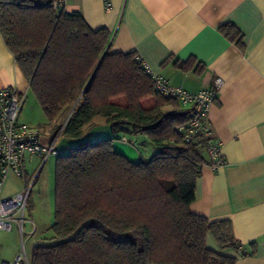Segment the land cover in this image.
Wrapping results in <instances>:
<instances>
[{
    "label": "trees",
    "instance_id": "trees-1",
    "mask_svg": "<svg viewBox=\"0 0 264 264\" xmlns=\"http://www.w3.org/2000/svg\"><path fill=\"white\" fill-rule=\"evenodd\" d=\"M54 1L0 0L2 40L61 135L79 138L98 116L111 133L57 152L54 217L31 264H235L205 245L209 233L221 251L238 250L230 221L190 211L201 167L209 164L206 138H183L190 109L154 90L135 51L110 52L107 29H91L79 12L56 10ZM219 31L242 47L233 24ZM191 62L176 66L188 71ZM121 96L125 105L113 102ZM151 96L154 106L144 108ZM131 136L151 145L147 157L138 151V162L112 147Z\"/></svg>",
    "mask_w": 264,
    "mask_h": 264
},
{
    "label": "crops",
    "instance_id": "crops-1",
    "mask_svg": "<svg viewBox=\"0 0 264 264\" xmlns=\"http://www.w3.org/2000/svg\"><path fill=\"white\" fill-rule=\"evenodd\" d=\"M110 2L105 9L103 0H66L63 9L79 12L93 30L107 29L110 52L135 51L153 73L189 92L212 88L216 77L222 79L208 124L220 142L224 162L217 168L202 165L190 211L210 222L229 220L234 239L248 255L241 257L234 248L221 251L209 233L208 249L234 258L235 264H264V0ZM225 23L240 31L242 47L219 31ZM188 60L192 61L188 71L176 66ZM5 86L24 92L25 98L30 90L0 34V88ZM141 104L151 108L155 98ZM163 110L170 111V106ZM135 141L143 140L137 136ZM40 142L52 141L41 136ZM132 144L113 141L112 147L138 162L140 155ZM141 145L151 152V145L145 141ZM10 176L3 197L21 188Z\"/></svg>",
    "mask_w": 264,
    "mask_h": 264
},
{
    "label": "built area",
    "instance_id": "built-area-1",
    "mask_svg": "<svg viewBox=\"0 0 264 264\" xmlns=\"http://www.w3.org/2000/svg\"><path fill=\"white\" fill-rule=\"evenodd\" d=\"M65 3L66 0H55L53 7L56 10H61ZM103 3L105 9L111 7L110 0H103ZM143 67L151 76L156 92L163 97L174 99L184 108L190 109L192 117L183 128L184 140L189 141L197 134L203 135L206 138L205 151L209 165L212 168L221 166L224 162L221 145L211 135L208 114L217 99L222 79L216 77L213 80L212 88L189 92L181 85L171 84L165 77L153 73L147 65L143 64ZM24 102V92L13 86L0 88V231L10 230L15 223L20 238L23 234V224L28 218L27 204L31 185L37 175L33 171L34 175L30 183L24 180L28 174L26 172V155L39 157L41 161L36 168L40 169L50 155H57L58 152L54 142L42 144L39 131L19 120ZM122 141L126 142V139L122 138ZM10 175L22 179L21 188L17 192L3 197L1 191ZM18 214L19 218H17ZM21 247L22 251L14 259L1 261L0 264H31V258L27 254L23 242H21ZM237 249L240 252L243 251V244H239Z\"/></svg>",
    "mask_w": 264,
    "mask_h": 264
},
{
    "label": "rangeland",
    "instance_id": "rangeland-1",
    "mask_svg": "<svg viewBox=\"0 0 264 264\" xmlns=\"http://www.w3.org/2000/svg\"><path fill=\"white\" fill-rule=\"evenodd\" d=\"M117 99V100H116ZM114 99L116 103L126 104V98L121 96ZM146 99V98H145ZM143 101V100H142ZM104 117H96L93 123L86 126L79 138H69L60 134L55 127V122L47 119L42 112L38 101L33 96L31 90L28 91L25 102L19 114V120L28 122L31 127L36 128L41 136H49L58 151V155H66L70 149L78 146L79 142L89 141L95 142L104 138L111 133L110 124L103 119ZM57 125L60 124V117L56 118ZM133 146L143 155L149 156L147 149L135 141V137L131 136ZM138 152V153H139ZM56 155H50L42 167L36 168L40 163L37 156L30 157L26 155V172L37 173L31 185V191L27 204V220L23 224V234L20 238L17 225L13 223L10 230L0 231V262L14 259L21 251V242L25 244L26 252L31 256L33 245L40 242L45 235L50 232V224L54 217V199H55V163ZM36 168V169H35ZM39 169V170H38ZM26 175L24 180L30 181L34 174ZM11 182L21 187L22 179L10 176ZM19 218V214L17 215ZM34 228V231H33ZM33 231V232H32Z\"/></svg>",
    "mask_w": 264,
    "mask_h": 264
},
{
    "label": "water",
    "instance_id": "water-1",
    "mask_svg": "<svg viewBox=\"0 0 264 264\" xmlns=\"http://www.w3.org/2000/svg\"><path fill=\"white\" fill-rule=\"evenodd\" d=\"M62 127H63V125H62ZM62 127H61V128H62ZM60 130H61V129H60Z\"/></svg>",
    "mask_w": 264,
    "mask_h": 264
}]
</instances>
